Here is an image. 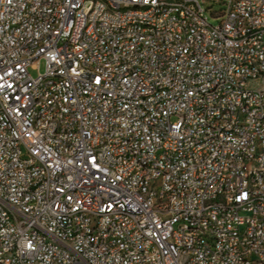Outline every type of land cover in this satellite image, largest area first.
Returning a JSON list of instances; mask_svg holds the SVG:
<instances>
[{
  "label": "built area",
  "instance_id": "1",
  "mask_svg": "<svg viewBox=\"0 0 264 264\" xmlns=\"http://www.w3.org/2000/svg\"><path fill=\"white\" fill-rule=\"evenodd\" d=\"M0 264H264V0H0Z\"/></svg>",
  "mask_w": 264,
  "mask_h": 264
},
{
  "label": "rangeland",
  "instance_id": "2",
  "mask_svg": "<svg viewBox=\"0 0 264 264\" xmlns=\"http://www.w3.org/2000/svg\"><path fill=\"white\" fill-rule=\"evenodd\" d=\"M35 61L37 62V67L33 68L32 66H30V72L32 75H36L38 73V71L40 72H44L45 71V67H46V62L44 58H36Z\"/></svg>",
  "mask_w": 264,
  "mask_h": 264
}]
</instances>
